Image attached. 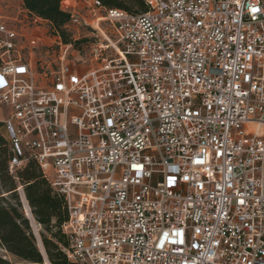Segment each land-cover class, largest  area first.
I'll list each match as a JSON object with an SVG mask.
<instances>
[{"label":"built area","instance_id":"1","mask_svg":"<svg viewBox=\"0 0 264 264\" xmlns=\"http://www.w3.org/2000/svg\"><path fill=\"white\" fill-rule=\"evenodd\" d=\"M144 2L148 11L135 15L106 9L99 0H72L68 6L62 2L70 15L69 32L90 28L108 43L104 32L116 36L117 56L107 58L102 52L109 46L95 45V57L101 60L80 76L69 71L71 65L80 66L66 61L72 46L50 34L45 21L22 6L24 35L50 40L39 46L29 41L25 47L23 34L0 18V106L8 108L1 129L11 151L9 172L33 161L63 196L64 252L73 264H129L117 259L121 253L145 264L147 252L142 255L140 250L149 247V237L155 240L170 228L184 230L185 245L169 244L167 253L154 249L155 264H182L185 255L195 264H264V0H241L247 10L235 0H183V19L172 21L175 32L162 25L181 10V0ZM252 7L261 11L253 14ZM213 11L214 21L208 15ZM201 21L212 23L215 31L197 29L200 36L194 37L190 25ZM40 25L44 31H38ZM193 38L212 49H199L204 53L201 73L189 78L199 84L169 72L167 58L158 62L155 81L152 75L128 71L152 67L148 61L156 53L178 57L184 41ZM150 42L155 52L144 55ZM51 43L60 47L59 53L50 49ZM165 72L174 80L165 79ZM233 82L248 96H234L229 91H237ZM162 112L170 118L165 120ZM96 157L103 162L102 172ZM201 158L202 164L194 163ZM132 162L144 165L142 178L131 171ZM169 176L176 177L175 186H169ZM109 183L113 191L104 198ZM115 184L125 193L116 203ZM137 223L131 242L120 243ZM193 238L200 247H191ZM178 248L185 251L173 250ZM42 264L50 263L46 258Z\"/></svg>","mask_w":264,"mask_h":264},{"label":"trees","instance_id":"2","mask_svg":"<svg viewBox=\"0 0 264 264\" xmlns=\"http://www.w3.org/2000/svg\"><path fill=\"white\" fill-rule=\"evenodd\" d=\"M67 0H22L23 8L48 25L49 32L58 36L64 45L79 48L87 40H75L66 29L70 15L61 8ZM106 9L127 14L148 11L144 0H99ZM1 64V63H0ZM2 123L0 122V129ZM9 145L0 131V264H42L44 257L32 232L30 221L23 214V203L18 188L30 209L35 223L41 228L39 237L44 256L50 264H73L68 261L64 249L68 246L62 225L67 221L66 202L50 185L39 166L29 161L25 166L10 173Z\"/></svg>","mask_w":264,"mask_h":264},{"label":"snow or ice","instance_id":"3","mask_svg":"<svg viewBox=\"0 0 264 264\" xmlns=\"http://www.w3.org/2000/svg\"><path fill=\"white\" fill-rule=\"evenodd\" d=\"M231 2V0H230ZM235 3L238 6H242L245 10H247V8L249 7L248 5H241V0H235ZM175 7V6H173ZM206 7V5H205ZM183 0H181V10H177L176 12H174V14L172 16H170L168 21L164 22V25H162L163 27H168V28H172V21L175 20L176 23L178 24L179 21L181 19H183L184 17V12H183ZM261 10L259 8L256 7H252L251 8V12L253 14L260 12ZM203 14V13H201ZM208 15H211L213 17V21L216 19V14L215 11H213L212 13H208ZM233 15H239V13L234 12ZM159 19H163L162 17H156ZM255 18V16H254ZM155 26L154 24V20H153V27ZM212 28L213 31H215L214 25L212 23H208L205 24L204 21L200 22V25H190V32H192L194 34V37H199L200 36V30H202L203 28ZM200 29V30H197ZM172 31L175 32V29L172 28ZM207 35L211 36V33H208ZM177 36H181L182 34L177 33ZM231 39V37H229ZM216 39L220 40V45L219 46H224L222 43V38L221 37H216ZM200 48H206L208 49V51H211L212 49L206 45L202 40L199 39H195L193 38L190 41H184V46L180 49V55L178 57L174 58V53L173 54H167V56L165 57L164 55H161L159 53H156L154 56V59H150L148 61V64H151L152 67H147V65L142 66L141 68H137V69H128V71H135V72H139L141 76H146V75H152L153 76V80H157V77L154 75V73L156 72V67L158 62H162L165 58H167V60L170 62V69L169 72L175 73L176 75H178L181 80H188V82L190 84H192L193 86L195 84H199L201 81L197 80V79H189L191 77L195 75H200L201 70L198 67V65L200 63H202L203 61L201 60V57L204 56V53H201L199 51ZM155 52V48L152 45V42L149 43V51L148 53H145L144 55H152V53ZM246 54L248 55V58L251 59L252 58V50L249 48L248 50H246ZM239 60V54L237 55V62ZM145 68H147V71H145ZM19 71H23V69H18ZM169 72H165L164 73V78L165 79H172L174 80V77L172 75L169 74ZM2 77H0V81H2ZM249 77H245V80H248ZM233 86L234 89H236L237 91H233V89H229L230 92H232V94L234 96L237 97H247L248 96V92L247 91H243L240 90V85L239 84H235V82H233ZM249 88L251 89V85H249ZM159 91V88L157 87V92ZM173 91L175 92V89H173ZM183 95H189V93H182ZM140 99L143 100L144 97L140 96ZM151 99V98H149ZM242 100H237L236 103L240 104L242 103ZM218 103H223V101H219ZM232 101L229 100V104H231ZM170 106V105H169ZM237 111H239L237 109ZM192 114H188L185 116V119H188L191 117ZM162 116L165 120L169 119L170 116L169 114L163 113L162 112ZM198 116V114H197ZM145 123L147 124V120H145ZM107 124L109 127H111L113 125V120L109 119L107 121ZM161 132H165V128H161L160 129ZM137 135H139V133H135ZM145 135L147 134V132L144 133ZM112 135L114 136L115 133L113 132ZM164 139H166V137H163ZM117 143H119V141H117ZM209 146H211V142H209ZM104 150V149H101ZM93 152H95L96 150L93 149ZM215 151V150H214ZM216 155L219 156H223L224 153L223 152H219L216 151ZM89 159H91V157H89ZM96 162L97 163H101V169L99 171H104L103 168V162L100 160L99 157H96ZM194 163L197 164H202L203 160L201 159H196L194 161ZM224 167L230 172L231 171V167L229 166V164L227 162L224 163ZM131 171L135 172L137 174L138 177H143V175L145 174L144 172V165L139 163V162H132L131 163ZM172 171L174 172H179V168H174L172 169ZM211 174V173H210ZM147 175H151V172H148ZM184 180H188L189 177L188 176H184L183 177ZM135 183H139V180H135ZM176 177L174 176H169L168 177V183L169 186H175L176 184ZM114 183V182H113ZM229 187H232L231 184L228 185ZM201 187H203V185H201ZM113 191V185L112 183H109L107 185V187L105 188V197L107 198V193L112 192ZM115 191H116V196L114 197V203L119 202V201H123L124 200V196L125 193L121 190L120 188V184H115ZM238 195H243V193H237ZM240 203L243 204L244 201L243 199L240 200ZM139 227V224L137 223L136 225H134L132 228H129V234H126L124 236V239L122 241H120V243L123 244H127L129 242H131V233L133 231L134 228ZM196 233L199 235L201 233V229L197 228ZM208 236H211L212 233H207ZM175 237H179V239H176ZM218 243V242H217ZM185 245V234H184V230L183 229H169L168 231H163L161 234H158L157 238L155 240H152L151 237H149V247L146 249H141L140 252L143 255V253L146 251L147 252V259L145 261V264H148V260H151L152 264H155V255L156 253L153 251L154 249H159L161 252L163 253H167L168 249H167V245ZM190 245L192 248H197L200 247L199 242L196 241L194 238L192 241H190ZM111 247V245H110ZM174 251H180V252H184L185 249L184 248H178V249H173ZM113 252L116 251L115 248L112 249ZM137 251V249L135 248V245H133V253H135ZM258 255H260L258 253ZM117 259H122V260H127L129 261V264H140V260L139 259H134L133 255H130L128 253H121L120 255L117 256ZM182 264H195L194 260H190L187 255L184 256L183 262ZM249 264H262L261 261H250Z\"/></svg>","mask_w":264,"mask_h":264},{"label":"rangeland","instance_id":"4","mask_svg":"<svg viewBox=\"0 0 264 264\" xmlns=\"http://www.w3.org/2000/svg\"><path fill=\"white\" fill-rule=\"evenodd\" d=\"M80 13L81 15L85 16L88 20L92 19L91 16L89 15L86 16V14L83 11H80ZM90 23L92 26L95 27V22H90ZM36 27H38V31L40 32L44 31L41 25L36 26ZM70 33L72 35V38L75 40H87L86 42L81 43L79 45V48L71 47L67 51V55H66L67 63H73V64H77L80 66L79 68H77L76 65L70 66L69 71L71 74L75 76H80L84 74L86 71H88V68H95L99 64L101 59H99L98 57H95L96 53L93 50L95 45L109 46L105 51L102 52L103 56H107V58H114L117 56L116 50H115V47H117V45H115L116 36L114 34H107L104 32V34L110 41L108 43L104 41L102 35H100L99 33H92V30L90 28H85V27L72 28L70 29ZM50 46H51L50 49L53 52L59 53L60 51L59 46L55 45L54 43H51ZM56 57H57V54H56ZM57 68L58 67L53 64L52 71H56ZM7 112H8V108L4 106H0V122L4 120ZM0 131L2 134H4L3 129H0ZM23 214L26 215L24 212V209H23ZM31 228H32V232L35 235L36 242H37V239L38 238L40 239L39 232L41 231V228L37 226V229H36L37 231H35L32 226ZM38 248L43 253V249L40 246ZM0 254L7 255L1 249H0ZM7 258L11 261H16L12 256L7 255Z\"/></svg>","mask_w":264,"mask_h":264},{"label":"crops","instance_id":"5","mask_svg":"<svg viewBox=\"0 0 264 264\" xmlns=\"http://www.w3.org/2000/svg\"><path fill=\"white\" fill-rule=\"evenodd\" d=\"M72 0L64 1L63 6L70 5ZM23 3L22 0H0V18L7 21V25L10 28L19 30L24 36V46L27 47L26 43L29 44V41H34L35 44L39 45H48L49 39L46 37L31 38L29 35H24V29L26 26L23 23ZM30 45V44H29ZM30 62V61H29Z\"/></svg>","mask_w":264,"mask_h":264},{"label":"bare ground","instance_id":"6","mask_svg":"<svg viewBox=\"0 0 264 264\" xmlns=\"http://www.w3.org/2000/svg\"><path fill=\"white\" fill-rule=\"evenodd\" d=\"M119 52H120V51H119ZM20 196H21V200H22V203H23L24 212H25L27 218H29L30 224H31V226L33 227V229H34L35 231H37V230H36V229H37L36 223H35V221L33 220L32 216H31L30 209H29V207H28V205H27V203H26V201H25V199H24V195H23L22 192L20 193ZM37 244H38V247L40 246V247L42 248L41 241H40L39 238L37 239ZM42 249H43V248H42ZM39 250H40V249H39ZM40 251H41V250H40ZM41 253H42V251H41ZM42 255H43V257L46 259V257L44 256V252L42 253Z\"/></svg>","mask_w":264,"mask_h":264},{"label":"water","instance_id":"7","mask_svg":"<svg viewBox=\"0 0 264 264\" xmlns=\"http://www.w3.org/2000/svg\"><path fill=\"white\" fill-rule=\"evenodd\" d=\"M24 209V208H23ZM26 216V215H25ZM26 218H27V216H26ZM28 220H29V218H27ZM34 237H35V235H34ZM43 251H44V249H43ZM44 254H45V252H44ZM46 256V255H45Z\"/></svg>","mask_w":264,"mask_h":264}]
</instances>
